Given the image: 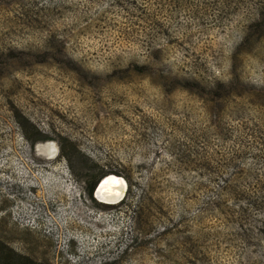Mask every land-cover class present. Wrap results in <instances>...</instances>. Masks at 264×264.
Wrapping results in <instances>:
<instances>
[{"label":"rangeland","instance_id":"rangeland-1","mask_svg":"<svg viewBox=\"0 0 264 264\" xmlns=\"http://www.w3.org/2000/svg\"><path fill=\"white\" fill-rule=\"evenodd\" d=\"M258 6L0 0V224L20 236L9 245L51 264H264V102L234 89L211 112L190 84L264 85V31L242 40ZM16 113L131 189L94 206L58 142L31 148Z\"/></svg>","mask_w":264,"mask_h":264},{"label":"trees","instance_id":"trees-1","mask_svg":"<svg viewBox=\"0 0 264 264\" xmlns=\"http://www.w3.org/2000/svg\"><path fill=\"white\" fill-rule=\"evenodd\" d=\"M264 7L258 6L256 17L251 19L246 26V32L243 36V42L247 43L251 37L259 35L264 31ZM263 29V30H262ZM1 59V57H0ZM138 68V67H137ZM143 69V68H142ZM142 69L140 71H142ZM191 85L199 87L202 92L208 95L212 100L210 107L211 112H215L221 109V100L226 98L234 89H245L250 87L258 92V98L264 102V85L256 86L254 84H248L246 81H240L239 76H234L229 81L217 80L212 81L211 84H197L196 82H190ZM16 118L21 125L24 136L29 139V146L32 148L37 142H43L47 140H56L59 145V157L68 161L70 169L74 177L82 182L81 191L86 194L90 202L102 209L103 206L107 207L112 204H103L96 200L94 196L95 188L102 178L106 175L119 174L122 175L128 185V189L132 187V181L127 175H123L122 171L116 168L107 167L108 165L100 164L97 161L91 160L87 155L80 152L76 144L70 140L67 136H62L57 131L51 129V134L41 130L36 126L29 118L22 113H16ZM55 158V157H54ZM107 167V168H106ZM105 168V169H104ZM81 185V184H80ZM122 200V199H121ZM120 200V201H121ZM119 201V202H120ZM135 211L133 227L136 231H144L145 223L141 220L139 211L132 207ZM0 222L6 225V218H2ZM3 225V226H4ZM0 224V264H51L49 260L44 256V252H41V257L35 253V247L22 248L17 250L9 245V239L20 238L17 232L14 230H6Z\"/></svg>","mask_w":264,"mask_h":264},{"label":"bare ground","instance_id":"bare-ground-1","mask_svg":"<svg viewBox=\"0 0 264 264\" xmlns=\"http://www.w3.org/2000/svg\"><path fill=\"white\" fill-rule=\"evenodd\" d=\"M44 146V145H43ZM45 147V146H44ZM49 150L46 151L41 145H37L36 146V150L35 152L39 155L48 157V158H54L55 155V151L53 148L51 147H47ZM118 176H112V175H106V177L102 178L101 181L99 182V186L96 190V194L97 192L99 194H97V196L101 199H114V195L116 194L118 197L122 196V192L123 190L119 187V180L117 178ZM99 190V191H98ZM101 190H105V192L107 191V195L103 194L101 192ZM106 197V198H105ZM99 200V199H98Z\"/></svg>","mask_w":264,"mask_h":264},{"label":"water","instance_id":"water-1","mask_svg":"<svg viewBox=\"0 0 264 264\" xmlns=\"http://www.w3.org/2000/svg\"><path fill=\"white\" fill-rule=\"evenodd\" d=\"M55 150V154H56V152H57V146L55 145L54 147H53ZM113 176V175H112ZM118 178V180H119V187L123 190V192H122V196L120 197H118L116 194L114 195V199H106V200H104V199H102L101 198V202L103 201L104 203H106V204H114V203H117V202H119L121 199H122V197H123V195H124V191L126 190V186H127V184H126V181H124V179L123 178H121V177H117ZM98 186H99V183H98V185L96 186V188H95V192H94V195L96 194V190H97V188H98ZM99 191V190H98ZM101 192L103 193V194H106L107 195V191L105 192V190H101ZM97 194H99L98 192H97ZM106 198V197H105Z\"/></svg>","mask_w":264,"mask_h":264}]
</instances>
